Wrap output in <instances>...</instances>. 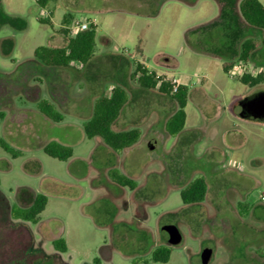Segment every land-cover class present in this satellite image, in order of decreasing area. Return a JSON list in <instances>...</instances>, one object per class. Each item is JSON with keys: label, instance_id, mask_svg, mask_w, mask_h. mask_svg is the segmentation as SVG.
<instances>
[{"label": "rangeland", "instance_id": "obj_1", "mask_svg": "<svg viewBox=\"0 0 264 264\" xmlns=\"http://www.w3.org/2000/svg\"><path fill=\"white\" fill-rule=\"evenodd\" d=\"M72 6L64 9L79 15ZM42 13L36 0H0V110L15 105L37 108L42 100L53 102L64 119L59 128L75 144L80 138L71 124L78 121V108L82 106L78 97L85 94L84 97L91 98L99 91L108 96L116 85L133 90V86L139 85L133 79L137 66L130 71L129 67L124 77L126 66L103 62L108 53L125 54L129 48L99 51V47L97 59L87 66L72 63L68 67H33L30 63L37 47H48V41L58 47L67 44L65 28L60 26L61 13H56L53 24L45 19L41 22ZM180 40L174 36L165 51L177 57L182 52ZM189 49L185 48L179 59L182 65L171 70V74L193 73L195 64L186 60H191ZM130 51L134 53L135 49ZM150 63L152 68L159 69L155 62ZM157 76L159 80L181 85L176 77ZM229 82L232 89L237 88L235 95L229 88L223 95L214 88L196 102L189 100L190 124L198 122L206 130L188 134L177 143V136H170L165 127L173 108L177 106L178 110L172 95L162 93L165 99L154 95L139 99L142 135L139 148L127 151L137 158L131 172L137 188L133 193L127 188L130 207L125 216L128 222L123 225L115 224L117 209L102 178L96 182L87 176L89 168L101 171L109 165L107 159L99 157L101 148L95 141L73 145L76 156L93 154L89 162L77 163L79 168L74 170L41 150L47 137L37 123L26 126L24 142L29 145L19 144L20 148L12 146L0 123V264H93L95 258L107 264H153L152 252L160 246L172 250L165 264H203L201 254L206 248L213 249L209 264H264V124L247 125L222 109L234 101L233 106L240 110L238 101L259 89ZM158 105L164 106L165 112H159L158 129L150 132L149 111ZM88 108L91 111L93 102ZM120 122L112 127L120 129ZM214 130L220 131L217 137L213 136ZM1 140L12 147L13 153L19 151L16 160L4 159L7 153ZM117 173L126 175L120 170ZM201 177L208 185L205 201L184 204L182 190ZM97 185L100 191L95 189ZM37 195L48 199L38 223H14V218L5 214L6 203L27 208ZM96 200L94 205L87 206ZM172 225L183 237L176 246L168 243L165 231V227ZM51 235L68 238L71 252L62 258L40 254L41 241ZM106 250L110 256H106Z\"/></svg>", "mask_w": 264, "mask_h": 264}, {"label": "crops", "instance_id": "obj_2", "mask_svg": "<svg viewBox=\"0 0 264 264\" xmlns=\"http://www.w3.org/2000/svg\"><path fill=\"white\" fill-rule=\"evenodd\" d=\"M242 1L243 0H55L45 9L50 11V23L52 24L56 13H61L60 26L69 31V35L63 32V35L67 38L66 46L69 43V38L74 37L71 35V30H69V28L75 21L85 19L92 21L94 22L93 26L96 28V47L91 61L97 59L96 51L99 47V51H107L111 47L129 48V50L126 49L125 54L106 53L108 58H106L103 63L107 65L126 66L124 68V74H122L124 77H126V70H128L129 67L130 71L132 66L138 65L139 63L144 65L148 70L155 72L157 75L167 74L171 77H176L179 84L186 86L189 90L188 102L189 100L196 102L201 97L207 96L214 88L221 95L225 94L227 88H229L230 92L235 95L237 88L232 89L229 80L244 86L246 89L264 90V31L249 25L244 19L240 9ZM259 1L263 2L264 0ZM71 3L76 7L73 8ZM67 6L69 8L72 6L71 8L76 12H80V14L77 15L71 10H65L64 8ZM98 16L103 18L102 21L99 20ZM40 21H44L42 17ZM100 22H102L101 25ZM174 36L181 39L180 46L182 47V52H180L177 57L165 51L168 50V44L172 42ZM51 37L52 35L49 36V40ZM59 39L64 41V38ZM249 40L259 42L258 47L247 60H242V47L244 43ZM66 46L58 47L52 45L50 41H48V47L46 48L54 49L64 48ZM187 47L190 48L189 57L191 58V60L189 58L186 59L187 63L192 62V64H195L193 73L183 72L178 76L171 74V70L179 68L182 65L179 59ZM39 48L43 47H37L33 51V59L30 63L33 67H62L47 65L40 61L36 57V51ZM130 49H135V52L131 53ZM148 50L154 51L149 53ZM152 61L156 63V66H159V69L151 67L150 62ZM119 68H116V70H120ZM234 68H237V74L232 77L231 70ZM94 76L96 75H92V77ZM247 77L258 79L259 82L256 85L246 83ZM227 78H229V80ZM132 89L131 91L126 89L128 97L127 102L122 109L121 115L114 122L118 124V122L121 121L122 127L120 129L112 127L114 131L120 132L140 129L139 99L143 96L153 95L160 98L162 95V93L153 89L139 87V85L133 86ZM110 91L111 90H109V93ZM84 96L85 94H81V96L78 97V101L82 105L78 108V121L71 124V128L74 129V134L80 138L75 144L80 141H95L101 148V155L99 157L109 161V165H104L101 171L94 167L89 168L87 170V176H91L92 180L96 182L99 180V177L102 178L103 185L108 189L109 197L112 199L113 205L117 209L115 224L123 225L125 222H128L125 216L127 215L126 210H129L130 207V203L126 199L128 187L118 184L111 178V175L118 176L117 172L120 170L123 172L122 175L126 174L124 176L135 181V178H132L131 172L134 170L133 167L135 166L137 158L127 151L134 147L139 148V141L121 153H116L109 148L100 137L88 138L84 132V125L93 117L96 101L106 95L103 91H99L91 98L89 95H87L88 97ZM91 102H93V108L90 111L88 106ZM233 102L230 106L222 108L224 112L230 114L233 119L235 118L247 125L264 124L241 118L239 115L240 110L233 106ZM239 102L240 101H238V106ZM56 106L59 110L65 112L57 103ZM187 108L188 103L186 107V123L184 129L177 135L178 140L176 143L188 134L192 136L193 133L206 130V128L202 127L198 122L193 125L190 124ZM200 109L201 108H199V112H203L202 109L201 111ZM218 109H221V106L218 107ZM159 112H165L164 106H153L149 111V118L151 116V124L149 126L150 132L154 131V129H158V126H156V117ZM176 112L177 106L173 108L172 113L166 119L165 127L168 120ZM63 122L64 119L60 122L51 120L41 113L39 107L25 109L15 105L6 106L4 109L0 110V123L3 127V133L7 138H10L11 144L15 148H20L19 144H22V146L29 145L24 142L26 126L30 123H37L47 137V141H43L41 146V150H43L44 153L45 147L53 142L73 149V145L75 144L68 140L67 132L63 128H59V124H63ZM55 125H58V128ZM219 133V130H214L213 136L217 137ZM33 139L34 137L32 141ZM29 140L30 138H28L26 142ZM3 144L9 147L4 140H1L2 147ZM9 148L11 149L12 147L10 146ZM4 151L7 153V155L4 156L6 161L9 162L18 158L19 151H14L15 155L5 149ZM92 157V153L89 156H76L75 150L73 149L72 157L64 162L68 163L72 169L78 170L79 165L77 163H87ZM80 165L82 166L81 163ZM94 172L96 173L95 175ZM95 189L100 191V185H97ZM135 190L130 189L131 193L135 192ZM96 202L97 200L95 202L92 201L88 203L87 206H92ZM131 202H134V200L132 199ZM12 207L13 206L6 203L5 214H9V217H11ZM11 221H14V223H21V220H14L12 218ZM57 240L65 242L66 252H60L55 248L54 242ZM39 247L40 254L49 255L53 258L55 256H60L62 258L64 255L71 252V245L68 238L63 239L53 235L45 239V242L42 240ZM106 254V256H110L109 252ZM96 260L101 261L102 264H107L99 258H95L93 264H96Z\"/></svg>", "mask_w": 264, "mask_h": 264}, {"label": "trees", "instance_id": "obj_3", "mask_svg": "<svg viewBox=\"0 0 264 264\" xmlns=\"http://www.w3.org/2000/svg\"><path fill=\"white\" fill-rule=\"evenodd\" d=\"M37 4L45 9L55 0H36ZM241 13L247 23L253 27L264 31V1L243 0L240 5ZM50 21L47 20V22ZM66 35H69L67 29H63ZM258 42L249 40L242 47L241 59L247 60L250 55L257 49ZM264 44V40H263ZM96 47V28L92 26L86 31L79 32L75 37L69 38V43L64 48H39L36 51V57L47 65L68 67L72 63L86 66L94 56ZM136 71L133 79L143 88L158 89L161 93L172 95L178 105L177 112L168 120L166 128L168 133L175 137L183 129L186 123V107L188 103L189 90L183 85H173L172 82L159 80L157 74L148 70L144 65H136ZM247 82L256 85L259 80L247 77ZM176 87V92H173ZM127 92L122 86H114L109 96L99 98L95 103L94 115L85 125L84 132L88 138L100 137L104 143L116 153H121L127 148L135 145L141 138L140 129H131L128 131H114L112 125L121 115L122 109L127 102ZM39 110L45 116L55 122L63 119L55 106L47 100H42ZM6 151L15 155L11 149L3 144ZM45 153L54 159L67 161L73 155V149L53 142L45 147ZM111 178L118 184L128 187L131 190L137 188V184L131 178L125 176L111 175ZM208 192V185L204 178H197L192 181L181 192V198L184 204H196L205 201ZM48 203L45 195H38L31 207L20 208L13 206L11 216L16 220H22L30 223H38L40 215L44 212ZM55 248L60 252H66V244L62 240L54 242ZM172 250L167 246H160L153 250L151 260L153 264L168 263ZM96 264H102L96 260Z\"/></svg>", "mask_w": 264, "mask_h": 264}, {"label": "water", "instance_id": "obj_4", "mask_svg": "<svg viewBox=\"0 0 264 264\" xmlns=\"http://www.w3.org/2000/svg\"><path fill=\"white\" fill-rule=\"evenodd\" d=\"M242 108L240 117L246 120L264 123V91H260L250 97H246L239 102ZM168 235V243L176 246L182 243L183 237L176 226L165 227ZM213 256V249L206 248L201 254L203 264H209Z\"/></svg>", "mask_w": 264, "mask_h": 264}, {"label": "built area", "instance_id": "obj_5", "mask_svg": "<svg viewBox=\"0 0 264 264\" xmlns=\"http://www.w3.org/2000/svg\"><path fill=\"white\" fill-rule=\"evenodd\" d=\"M42 18L45 20L51 19L50 11L43 9ZM94 22L85 20L75 21L71 26V35L76 36L81 31H86L93 26ZM237 74V68L231 70V76L234 77ZM173 92H176V87H174Z\"/></svg>", "mask_w": 264, "mask_h": 264}, {"label": "flooded vegetation", "instance_id": "obj_6", "mask_svg": "<svg viewBox=\"0 0 264 264\" xmlns=\"http://www.w3.org/2000/svg\"><path fill=\"white\" fill-rule=\"evenodd\" d=\"M260 91H264V90H260ZM259 90L258 91H255V92H253L252 94H250L249 96H247V97H250V96H252V95H254V94H256V93H258V92H260ZM239 107H240V112L242 111V108H241V106L239 105ZM239 112V113H240Z\"/></svg>", "mask_w": 264, "mask_h": 264}]
</instances>
